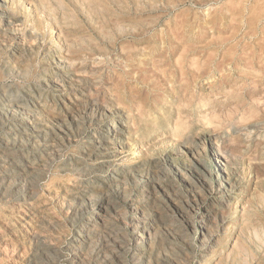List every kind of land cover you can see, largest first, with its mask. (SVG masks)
<instances>
[{"label": "rangeland", "instance_id": "374dc122", "mask_svg": "<svg viewBox=\"0 0 264 264\" xmlns=\"http://www.w3.org/2000/svg\"><path fill=\"white\" fill-rule=\"evenodd\" d=\"M0 57V264H264V0H0Z\"/></svg>", "mask_w": 264, "mask_h": 264}, {"label": "bare ground", "instance_id": "6f19581e", "mask_svg": "<svg viewBox=\"0 0 264 264\" xmlns=\"http://www.w3.org/2000/svg\"><path fill=\"white\" fill-rule=\"evenodd\" d=\"M1 58V57H0ZM56 66H58V65H56ZM52 70V69H51ZM47 71V70H46ZM58 78V77H57ZM59 80V79H58ZM63 80V79H62ZM51 81V80H50ZM42 85V84H41ZM42 87V86H41ZM46 90V89H45ZM6 93H8L7 91H6ZM65 93V92H64ZM11 94V93H10ZM12 95V94H11ZM22 97V96H21ZM41 97V96H40ZM8 104V103H7ZM23 104V103H22ZM24 106V105H23ZM64 111V110H63ZM62 111V112H63ZM97 115V114H96ZM95 116V115H94ZM22 118V117H21ZM108 120V119H107ZM14 120H12V122H13ZM178 126V125H177ZM34 127V126H33ZM10 128V127H9ZM8 129V128H7ZM28 129V128H27ZM113 129V128H112ZM17 131V130H16ZM20 131V130H19ZM121 131V130H120ZM1 132V131H0ZM10 135V134H9ZM119 141V140H118ZM2 147V146H1ZM10 148V147H9ZM10 150V149H9ZM20 150V149H19ZM18 151V150H17ZM115 152V151H114ZM7 153V152H6ZM11 153V152H10ZM31 154V153H30ZM43 155V154H42ZM22 158V157H21ZM50 158V157H49ZM30 168V167H29ZM13 171V170H12ZM216 172V171H215ZM2 173V172H1ZM6 180H8V179H6ZM7 183V182H6ZM17 184V183H16ZM20 184H22V183H20ZM13 188V187H12ZM26 188V187H25ZM103 188V187H102ZM222 188H223V186H222ZM23 195V194H22ZM9 196V195H8ZM221 197V196H220ZM129 199V198H128ZM12 203V202H11ZM118 203V202H117ZM142 204V203H141ZM23 207V206H22ZM130 208V207H129ZM73 210V209H72ZM96 212V211H95ZM66 213V212H65ZM93 213H94V211H93ZM101 213V212H100ZM140 213V212H139ZM88 214V213H87ZM97 214V213H96ZM87 216V215H86ZM90 218V217H89ZM97 219V218H96ZM9 221V220H8ZM85 222V221H84ZM80 224V223H79ZM202 225V224H201ZM3 226V225H2ZM80 226V225H79ZM139 226V225H138ZM202 227V226H201ZM207 227V226H206ZM83 231V230H82ZM136 233V232H135ZM42 234H44V233H42ZM133 234V233H132ZM146 234V233H145ZM109 235V234H108ZM128 235V234H127ZM115 236V235H114ZM128 237V236H127ZM114 239H116V238H114ZM131 240V239H130ZM113 241V240H112ZM78 242V241H77ZM86 242V241H85ZM115 242V241H114ZM117 242V241H116ZM49 243V242H48ZM51 243V242H50ZM230 243V242H229ZM55 244V243H54ZM125 245V244H124ZM52 246H54V245H52ZM120 246V245H119ZM131 246V245H130ZM39 247H40V245H39ZM48 247V246H47ZM44 248V247H43ZM111 248V247H110ZM42 249V248H41ZM49 249V248H48ZM52 249V248H51ZM54 249V248H53ZM113 250V249H112ZM117 250V249H116ZM114 251V250H113ZM40 252H41V250H40ZM80 252V251H79ZM99 252V251H98ZM133 252V251H132ZM91 253V252H90ZM119 253V252H118ZM64 254H65V252H64ZM76 254V253H75ZM82 254V253H81ZM72 255V254H71ZM88 255V254H87ZM94 256V255H93ZM112 256V255H111ZM27 257V256H26ZM67 257V256H66ZM70 257V256H69ZM110 257V256H109ZM35 258H38V257H35ZM55 258V257H54ZM81 258V257H80ZM89 258V257H88ZM96 258V257H95ZM99 258V257H98ZM119 258V257H118ZM117 258V259H118ZM60 259V258H59ZM93 259V258H92ZM101 259V258H100ZM26 260V259H25ZM63 260V259H62ZM61 260V261H62ZM95 260V259H94ZM93 260V261H94ZM97 260V259H96ZM136 260V259H135ZM69 261V260H68ZM72 261V260H71ZM111 261V260H110ZM33 262V261H32ZM87 262V261H86ZM109 262V261H108ZM31 263V262H30ZM92 263V262H91ZM55 264V263H54ZM63 264V263H62ZM136 264V263H135Z\"/></svg>", "mask_w": 264, "mask_h": 264}]
</instances>
